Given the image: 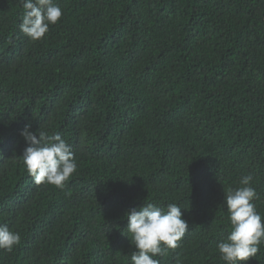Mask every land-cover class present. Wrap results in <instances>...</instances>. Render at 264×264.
<instances>
[{"label": "trees", "instance_id": "trees-1", "mask_svg": "<svg viewBox=\"0 0 264 264\" xmlns=\"http://www.w3.org/2000/svg\"><path fill=\"white\" fill-rule=\"evenodd\" d=\"M56 2L32 41L0 0V224L21 236L0 264H131L144 203L189 224L160 264H227L226 189L250 174L264 218V0ZM26 124L71 145L62 188L28 174ZM239 264H264V243Z\"/></svg>", "mask_w": 264, "mask_h": 264}, {"label": "clouds", "instance_id": "clouds-1", "mask_svg": "<svg viewBox=\"0 0 264 264\" xmlns=\"http://www.w3.org/2000/svg\"><path fill=\"white\" fill-rule=\"evenodd\" d=\"M20 4L23 16L19 28L32 41L42 39L50 25H55L62 16L56 0H20ZM30 128L31 125L26 124L20 133L27 144L20 156L28 174L37 185L62 188L77 169L71 145L59 133L49 135L45 130L33 132ZM252 179L250 174L242 176L239 187H229L224 192L231 230L217 244V251L220 260L227 264L248 262L257 257L264 243V218L253 203L258 196L251 185ZM181 209L176 203H169L166 208L144 203L126 213V232L135 249L131 252V264H160L157 256L166 255L169 249L179 246L189 227ZM20 242L18 232L0 224V249L12 252Z\"/></svg>", "mask_w": 264, "mask_h": 264}]
</instances>
